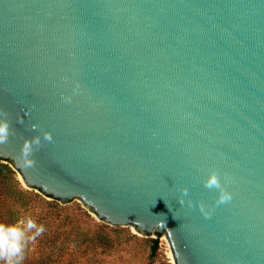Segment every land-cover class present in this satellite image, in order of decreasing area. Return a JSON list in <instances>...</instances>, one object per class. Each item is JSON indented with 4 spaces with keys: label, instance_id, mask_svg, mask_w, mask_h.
Listing matches in <instances>:
<instances>
[{
    "label": "water",
    "instance_id": "95a60500",
    "mask_svg": "<svg viewBox=\"0 0 264 264\" xmlns=\"http://www.w3.org/2000/svg\"><path fill=\"white\" fill-rule=\"evenodd\" d=\"M0 120L26 187L174 264H264V0H0Z\"/></svg>",
    "mask_w": 264,
    "mask_h": 264
},
{
    "label": "rangeland",
    "instance_id": "374dc122",
    "mask_svg": "<svg viewBox=\"0 0 264 264\" xmlns=\"http://www.w3.org/2000/svg\"><path fill=\"white\" fill-rule=\"evenodd\" d=\"M16 177L22 195L0 176V225L14 226L31 218L44 227L41 235L25 245L21 264H174L163 233L143 237L131 225L104 228L108 243L100 244L96 226L111 225L98 220L79 200L61 204L26 187L17 171ZM153 239L158 240L155 249Z\"/></svg>",
    "mask_w": 264,
    "mask_h": 264
},
{
    "label": "clouds",
    "instance_id": "9594fccd",
    "mask_svg": "<svg viewBox=\"0 0 264 264\" xmlns=\"http://www.w3.org/2000/svg\"><path fill=\"white\" fill-rule=\"evenodd\" d=\"M76 88H73V92ZM65 102H70L71 97H63ZM9 126L7 121L0 120V144L7 141L9 135ZM44 139L51 141L52 137L50 133L44 134ZM38 138H34L32 141L25 140L20 149L21 159L17 161V164L21 168H31L34 166V160L31 158L33 151V145H39ZM203 184L206 188L216 189L218 192L216 204H223L231 199V193L228 192L220 183V179L216 172L212 171L207 174L203 179ZM182 195L187 194L186 188H181ZM179 203L183 204V199H179ZM191 204V201H189ZM200 210L204 213L205 217L209 216V213L204 210L203 205L200 206ZM44 232L43 225H37L31 218L20 221L18 225L6 226L0 225V264H21L23 260V253L25 245L30 240L35 238ZM31 233V235H29Z\"/></svg>",
    "mask_w": 264,
    "mask_h": 264
},
{
    "label": "trees",
    "instance_id": "16d2710c",
    "mask_svg": "<svg viewBox=\"0 0 264 264\" xmlns=\"http://www.w3.org/2000/svg\"><path fill=\"white\" fill-rule=\"evenodd\" d=\"M0 176H2V178L5 181H8V183L11 184V187L13 186V188L16 189V192L19 195L24 194L23 188H22L19 180L16 177V170H14L12 168V166L10 165L9 162H4V161L0 160ZM118 227H120V226L108 227L105 224H98L96 226V228L99 230L98 234L96 235L97 241L100 244L107 245L108 241H107V238H106L105 234L102 233L103 229L104 228H111V229L117 230ZM151 242H152L151 247L153 249H155L157 247V245H158V240L157 239H153Z\"/></svg>",
    "mask_w": 264,
    "mask_h": 264
}]
</instances>
